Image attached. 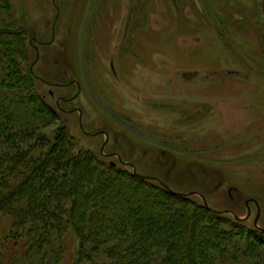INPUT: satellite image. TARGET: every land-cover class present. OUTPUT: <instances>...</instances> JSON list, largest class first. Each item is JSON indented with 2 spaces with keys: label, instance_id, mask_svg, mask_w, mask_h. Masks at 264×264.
<instances>
[{
  "label": "rangeland",
  "instance_id": "rangeland-1",
  "mask_svg": "<svg viewBox=\"0 0 264 264\" xmlns=\"http://www.w3.org/2000/svg\"><path fill=\"white\" fill-rule=\"evenodd\" d=\"M12 1L37 87L82 147L247 227L257 201L264 227L261 0Z\"/></svg>",
  "mask_w": 264,
  "mask_h": 264
},
{
  "label": "trees",
  "instance_id": "trees-1",
  "mask_svg": "<svg viewBox=\"0 0 264 264\" xmlns=\"http://www.w3.org/2000/svg\"><path fill=\"white\" fill-rule=\"evenodd\" d=\"M13 8L0 0V264H264V231L82 147Z\"/></svg>",
  "mask_w": 264,
  "mask_h": 264
},
{
  "label": "water",
  "instance_id": "water-1",
  "mask_svg": "<svg viewBox=\"0 0 264 264\" xmlns=\"http://www.w3.org/2000/svg\"><path fill=\"white\" fill-rule=\"evenodd\" d=\"M261 7H262V11H263V14H264V0H261ZM263 29H264V21H263ZM114 164V163H113ZM134 167V166H133ZM135 169V168H134ZM147 177H149V178H153V179H157L156 177H150V176H147ZM161 181V180H160ZM161 183L165 186V187H167L170 191H173V192H176V193H178V194H181V195H189V194H194L195 193V191H192V192H177V191H174L172 188H170L166 183H164L163 181H161ZM202 198H203V201H204V203H205V205L208 207V208H212V207H210V205H209V203H208V201H207V199L204 197V196H202ZM250 201V200H249ZM256 203H257V206H258V213H257V216H256V219H255V226L257 227V228H259L260 230H262V231H264V227H261L260 225H259V218H260V214H261V210H260V206H259V203L256 201ZM213 209V208H212ZM213 210H216V209H213ZM216 211H218V212H224V211H220V210H216ZM226 212V211H225ZM251 213V212H250Z\"/></svg>",
  "mask_w": 264,
  "mask_h": 264
}]
</instances>
